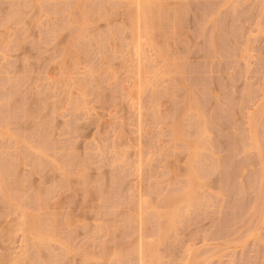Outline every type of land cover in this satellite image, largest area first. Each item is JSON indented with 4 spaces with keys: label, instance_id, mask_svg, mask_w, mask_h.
<instances>
[{
    "label": "rangeland",
    "instance_id": "1",
    "mask_svg": "<svg viewBox=\"0 0 264 264\" xmlns=\"http://www.w3.org/2000/svg\"><path fill=\"white\" fill-rule=\"evenodd\" d=\"M0 264H264V0H0Z\"/></svg>",
    "mask_w": 264,
    "mask_h": 264
}]
</instances>
